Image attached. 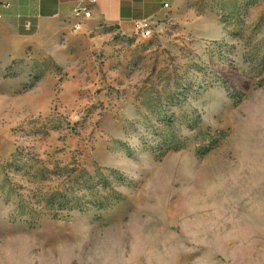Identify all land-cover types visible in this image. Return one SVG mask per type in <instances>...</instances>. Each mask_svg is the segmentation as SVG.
Here are the masks:
<instances>
[{
	"label": "rangeland",
	"instance_id": "374dc122",
	"mask_svg": "<svg viewBox=\"0 0 264 264\" xmlns=\"http://www.w3.org/2000/svg\"><path fill=\"white\" fill-rule=\"evenodd\" d=\"M149 21L5 59L0 264H264V0Z\"/></svg>",
	"mask_w": 264,
	"mask_h": 264
},
{
	"label": "crops",
	"instance_id": "0c3cea01",
	"mask_svg": "<svg viewBox=\"0 0 264 264\" xmlns=\"http://www.w3.org/2000/svg\"><path fill=\"white\" fill-rule=\"evenodd\" d=\"M168 1L0 0V69L5 59L18 51L21 39L39 34L46 24L58 27L63 23H102L127 33L134 30L133 23L139 19L158 18ZM85 12L88 17H84Z\"/></svg>",
	"mask_w": 264,
	"mask_h": 264
},
{
	"label": "built area",
	"instance_id": "2783aa9c",
	"mask_svg": "<svg viewBox=\"0 0 264 264\" xmlns=\"http://www.w3.org/2000/svg\"><path fill=\"white\" fill-rule=\"evenodd\" d=\"M163 6H166V4L164 3ZM88 16L89 13L85 12L84 17ZM75 26H78V23ZM151 26V22L146 18L139 19L133 23L134 31L140 36H148L151 32Z\"/></svg>",
	"mask_w": 264,
	"mask_h": 264
}]
</instances>
